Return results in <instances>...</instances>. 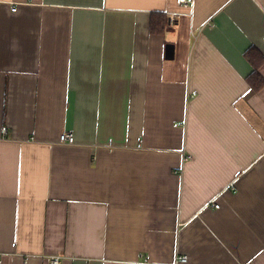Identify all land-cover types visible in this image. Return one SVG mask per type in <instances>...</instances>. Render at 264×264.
<instances>
[{
    "label": "crops",
    "instance_id": "crops-1",
    "mask_svg": "<svg viewBox=\"0 0 264 264\" xmlns=\"http://www.w3.org/2000/svg\"><path fill=\"white\" fill-rule=\"evenodd\" d=\"M187 1L0 0V264H264V0Z\"/></svg>",
    "mask_w": 264,
    "mask_h": 264
},
{
    "label": "trees",
    "instance_id": "trees-1",
    "mask_svg": "<svg viewBox=\"0 0 264 264\" xmlns=\"http://www.w3.org/2000/svg\"><path fill=\"white\" fill-rule=\"evenodd\" d=\"M169 19L166 15L153 13L150 18V32L152 34H163L168 26ZM246 59L254 68L253 73L247 78V82L253 92H259L264 88V78L259 69L264 64V56L256 47H250L245 52Z\"/></svg>",
    "mask_w": 264,
    "mask_h": 264
},
{
    "label": "built area",
    "instance_id": "built-area-1",
    "mask_svg": "<svg viewBox=\"0 0 264 264\" xmlns=\"http://www.w3.org/2000/svg\"><path fill=\"white\" fill-rule=\"evenodd\" d=\"M180 3L188 5L189 2L187 0H180ZM16 11H17V7L15 6L12 9V12H16ZM4 134H6V129H4ZM60 143L66 144V145H73V144L76 143V140H75V137H74L73 134H63L60 137ZM215 208L219 209L220 205H216ZM62 259L63 258L60 257V256H52L50 258V264H61ZM179 261L181 263H187L188 262V258L186 256H183V257L179 258Z\"/></svg>",
    "mask_w": 264,
    "mask_h": 264
},
{
    "label": "water",
    "instance_id": "water-1",
    "mask_svg": "<svg viewBox=\"0 0 264 264\" xmlns=\"http://www.w3.org/2000/svg\"><path fill=\"white\" fill-rule=\"evenodd\" d=\"M170 53H171V56H170ZM170 53H168V55H169V58L171 57V59H172L173 51L171 50Z\"/></svg>",
    "mask_w": 264,
    "mask_h": 264
}]
</instances>
